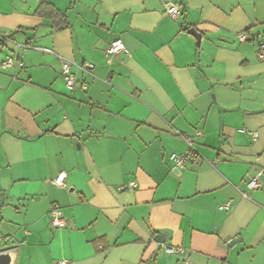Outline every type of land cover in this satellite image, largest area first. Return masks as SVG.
Returning a JSON list of instances; mask_svg holds the SVG:
<instances>
[{
  "label": "crops",
  "instance_id": "obj_1",
  "mask_svg": "<svg viewBox=\"0 0 264 264\" xmlns=\"http://www.w3.org/2000/svg\"><path fill=\"white\" fill-rule=\"evenodd\" d=\"M0 32V250L15 264H264V0H0ZM116 39L127 52L109 60Z\"/></svg>",
  "mask_w": 264,
  "mask_h": 264
},
{
  "label": "built area",
  "instance_id": "obj_2",
  "mask_svg": "<svg viewBox=\"0 0 264 264\" xmlns=\"http://www.w3.org/2000/svg\"><path fill=\"white\" fill-rule=\"evenodd\" d=\"M165 7H166V11L167 13L171 16V17H178L181 13V10L179 8L178 5L172 3V2H165ZM0 36L2 39H6V40H11L8 37H5L3 35V33L0 32ZM238 37L241 41H245L249 38V33L248 32H240L238 34ZM257 43H258V56L260 59H264V35H262L261 37H259L257 39ZM19 48L27 51L31 48H34V46L30 43H26V44H18ZM39 50H42L44 52H50L53 53V51L51 49L45 48V47H36ZM121 52H127L126 46L123 43V41L121 39H116L114 41H112V43L110 44L109 48H108V57L109 60L111 59L112 55L121 53ZM3 67H23L24 63L23 61H21L18 57L13 56V55H9L7 56L2 63ZM72 65L73 62L68 60V59H63L62 60V73H63V77L66 81V84L68 85V87L70 89H74L76 86V78L74 73L72 72ZM85 67V66H84ZM243 132H246L245 129H242ZM255 136L257 135V133H253ZM189 146H190V150L187 154H177L174 153L172 155V158L176 161L178 166H183L187 157H189L190 155L192 157H194L193 153H194V144L188 140ZM66 178H67V173L66 172H61L59 173V175L53 179V182L59 186V187H64L66 186ZM249 186L251 188H256L258 186V176L253 177L250 181H249ZM130 187H135L136 186V182H131L129 184ZM121 189H124L125 186H121ZM245 197H247V194H244ZM230 207V203H226L224 205L221 206V208L224 209H228ZM50 216H51V220L54 226L62 228L66 226V221L64 220V218L60 215L59 209L57 208V205H55L51 210H50ZM165 251L168 254H172V255H176V254H182L186 251V249L182 246H166L165 247ZM59 264H67L66 260H61L59 262ZM180 264H191V262L188 259L183 260Z\"/></svg>",
  "mask_w": 264,
  "mask_h": 264
},
{
  "label": "trees",
  "instance_id": "obj_3",
  "mask_svg": "<svg viewBox=\"0 0 264 264\" xmlns=\"http://www.w3.org/2000/svg\"><path fill=\"white\" fill-rule=\"evenodd\" d=\"M37 13L45 18H51L56 29H64L67 25L65 15H63L54 5L48 1L43 2L39 6ZM0 46H4L3 40L0 41Z\"/></svg>",
  "mask_w": 264,
  "mask_h": 264
},
{
  "label": "water",
  "instance_id": "obj_4",
  "mask_svg": "<svg viewBox=\"0 0 264 264\" xmlns=\"http://www.w3.org/2000/svg\"><path fill=\"white\" fill-rule=\"evenodd\" d=\"M192 32H196L195 29H192ZM3 51V47L0 46V52ZM160 236H157L156 239H159ZM17 256L16 248H9L0 250V264H15Z\"/></svg>",
  "mask_w": 264,
  "mask_h": 264
},
{
  "label": "rangeland",
  "instance_id": "obj_5",
  "mask_svg": "<svg viewBox=\"0 0 264 264\" xmlns=\"http://www.w3.org/2000/svg\"><path fill=\"white\" fill-rule=\"evenodd\" d=\"M3 52H0V54H2Z\"/></svg>",
  "mask_w": 264,
  "mask_h": 264
}]
</instances>
